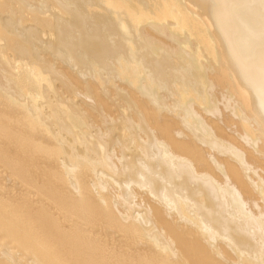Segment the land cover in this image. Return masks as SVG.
I'll return each instance as SVG.
<instances>
[{"label": "bare ground", "instance_id": "1", "mask_svg": "<svg viewBox=\"0 0 264 264\" xmlns=\"http://www.w3.org/2000/svg\"><path fill=\"white\" fill-rule=\"evenodd\" d=\"M247 149L264 155V0H0V161L124 239L0 199V264H264Z\"/></svg>", "mask_w": 264, "mask_h": 264}, {"label": "rangeland", "instance_id": "2", "mask_svg": "<svg viewBox=\"0 0 264 264\" xmlns=\"http://www.w3.org/2000/svg\"><path fill=\"white\" fill-rule=\"evenodd\" d=\"M101 97L102 98H108V97H105V95H101ZM105 102H107V104H108L107 106H108L109 110L114 109V105L111 101V96H109V99L105 100ZM245 115L247 116V118H249V116L246 113H245ZM94 119L96 121L98 120V122L100 120L99 117H95ZM227 119L230 120V122L232 123V126H230L229 124H224L222 122H217V123H215V128H216L219 136L231 140L235 136L234 131L235 130L242 131V129L236 123L235 120H233L232 118H229V117ZM249 119L252 120L251 118H249ZM251 122L252 123H250V124H255V127L262 128V126H259L256 124L257 121H251ZM12 151L13 150L10 149V153H12ZM247 154L250 157V159H252V158L256 159L255 160L256 172L257 173L261 172V174H262V172L264 171V155H262L263 153H259V152H256L254 150L251 151V150L247 149ZM44 164H45L44 161L38 160V161H35L34 166H31L29 164L30 166L27 167L26 170H28L30 174H37V171H38L37 167H43ZM45 165H48L51 168L54 167V165L51 162L46 163ZM209 165H211V162ZM208 171L211 174L212 173L214 174L216 172L213 168H208ZM35 179H36V182H35L36 185L42 184V183H40L41 177L35 178ZM243 179H245V178H243ZM51 181H56L57 187L59 189H61L62 194L66 197H69L67 194H70V193H69V191H67V188L64 186V184H62V182L60 183V181H57L55 179H52ZM46 184L47 183H45L43 185H46ZM36 185L35 184L34 185H32V184L26 185V184L20 182L15 176L9 175V171L5 168L4 164L0 161V199H5L6 201H9L13 205L24 202V203L30 205L31 208H33V209L44 206L47 208V210H48L47 212L49 213V215L52 216L54 219H56L57 224L59 225V228L61 230H64V231L69 230L72 228V226H74V224H76L79 226V228L86 229V232H88L87 230L94 231L95 232V234H94L95 238L101 239V240L99 239V243L100 242L102 243V241L105 242V240H106L107 243L110 244L111 246L117 245L120 241H122V244H123L124 239H123L122 233L120 231H116L112 227V228H108L109 234L108 233L106 234V232H99L97 230L91 229L92 226L86 224L85 222L80 221L79 219L76 220L77 218H75L73 216H69L68 214H65L63 211H59L57 209L58 207L54 206L55 205L53 202L54 200H52V198L48 199V198H46L47 196L45 197V195H43L44 193H46V192H44L43 188L40 187V189L43 190V194H42V190H40V189L37 192L35 191ZM179 226H181V225H179ZM177 227H178V225H177ZM184 229H186V228H184ZM112 232H115V233H112ZM190 235H192V234L191 233H184V236L186 238H188ZM3 241H5V238L3 237V234L0 232V244L3 243ZM104 242L102 244H105ZM7 245H13V244L11 243V244H7ZM105 245L107 246V244H105ZM122 249H126V248L123 247ZM114 250L117 251V248ZM129 250H130V252H132V250H134V248L129 245ZM18 256L23 260L28 259V256H26L21 251H18Z\"/></svg>", "mask_w": 264, "mask_h": 264}]
</instances>
